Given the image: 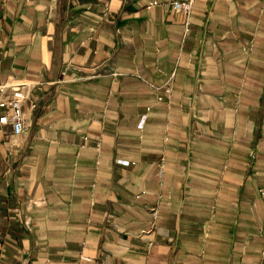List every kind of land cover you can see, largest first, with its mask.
Listing matches in <instances>:
<instances>
[{
  "label": "crops",
  "instance_id": "1",
  "mask_svg": "<svg viewBox=\"0 0 264 264\" xmlns=\"http://www.w3.org/2000/svg\"><path fill=\"white\" fill-rule=\"evenodd\" d=\"M172 1L0 0V264H264V0Z\"/></svg>",
  "mask_w": 264,
  "mask_h": 264
},
{
  "label": "built area",
  "instance_id": "2",
  "mask_svg": "<svg viewBox=\"0 0 264 264\" xmlns=\"http://www.w3.org/2000/svg\"><path fill=\"white\" fill-rule=\"evenodd\" d=\"M151 6L158 5V2H152L150 4ZM193 5L194 0H187L184 2H171L169 4V7L173 10H176L178 12H182L185 14L187 19V26L189 25V18L193 13ZM6 87H2L1 91L4 90ZM12 91L14 92V96L12 99L6 102H0V124L2 126H11V134L15 137H20L22 134H24L27 130V120L26 115L23 111V102L25 97L23 96L21 86H13L11 87ZM167 93H171V89L167 88ZM161 100V98H159Z\"/></svg>",
  "mask_w": 264,
  "mask_h": 264
},
{
  "label": "rangeland",
  "instance_id": "3",
  "mask_svg": "<svg viewBox=\"0 0 264 264\" xmlns=\"http://www.w3.org/2000/svg\"><path fill=\"white\" fill-rule=\"evenodd\" d=\"M184 1H187V0H184ZM184 1H179V2H184ZM189 1V0H188ZM172 2H175V1H172ZM172 10V9H171ZM173 11H175V12H178V11H176V10H173ZM178 13H182V12H178ZM182 14H184V13H182ZM185 15V14H184ZM169 88L171 89V93H172V87L171 86H169Z\"/></svg>",
  "mask_w": 264,
  "mask_h": 264
}]
</instances>
